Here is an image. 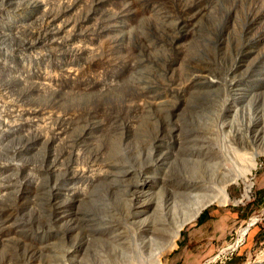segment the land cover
Segmentation results:
<instances>
[{
	"label": "rangeland",
	"instance_id": "obj_1",
	"mask_svg": "<svg viewBox=\"0 0 264 264\" xmlns=\"http://www.w3.org/2000/svg\"><path fill=\"white\" fill-rule=\"evenodd\" d=\"M0 117V264L151 258L226 181L162 264L264 262V0H0Z\"/></svg>",
	"mask_w": 264,
	"mask_h": 264
},
{
	"label": "bare ground",
	"instance_id": "obj_2",
	"mask_svg": "<svg viewBox=\"0 0 264 264\" xmlns=\"http://www.w3.org/2000/svg\"><path fill=\"white\" fill-rule=\"evenodd\" d=\"M5 124H8V122ZM257 164H258L257 159L254 158L248 166H246V167L245 166L244 167L238 166V167L234 168V171H235L234 172V174H235L234 179L236 181L242 180L245 183V190H244V194H243L244 197H248L250 195V191L253 187V182L250 181V176L252 175L254 169L257 168V166H258ZM214 183L210 184L209 187H211L210 189L215 191V194L213 195L212 199H210L211 198V196H210V198H208L209 200L206 202H204L201 199L200 194H199L200 191L199 192H193L192 194H190L189 197L185 194L187 196V198H186V196L184 198H182V197L180 198L178 196L179 198H177L178 200L176 199L175 204H174V208H173L175 213L178 214V213H180L179 210H182L184 208L191 207V206H192V213L186 219L184 218L185 214L184 215L181 214L183 216H181L180 219L176 220V223L174 222L176 225L173 226L172 228L168 227L169 228L168 229L167 225L165 226L167 228V231L169 230V236L167 237V240L165 241V245H160V246L156 247L155 249L150 250L149 254L151 255V258H148L146 256L145 251H144V246H141L142 243H140L139 241L134 242V243L132 242L130 244L131 249L128 251L129 252L128 258H130V261L125 260L124 262H122V264H141L140 263L141 257L145 261V264H162L163 256L177 246V244H178L177 241H178V238L180 237V234H181V231H182L184 225L188 221L196 219L199 216V214L201 213V211L208 204H211L215 201H220L221 203H224V204H226L230 201H233L234 203L240 202V200H234L227 194L226 189H228L227 187L230 185V183H228L227 181L223 182L222 184L221 183L218 184L219 182L215 183V184ZM176 219H177V217H176ZM252 223H254V220H252ZM158 229L160 231H162V229H164L163 224L161 226H159ZM248 230H249V225H248V227L246 226V227L241 229L239 239L237 240L235 246L243 239V237L247 234ZM163 232L164 231H162V234H164ZM150 239L153 241H155V240L158 241L156 238L154 239V238L150 237ZM117 263H119V262H117ZM117 263H115V264H117ZM259 264H264V262H260Z\"/></svg>",
	"mask_w": 264,
	"mask_h": 264
}]
</instances>
